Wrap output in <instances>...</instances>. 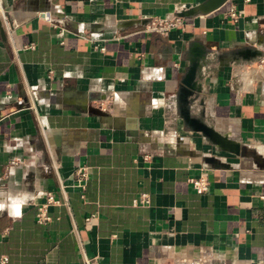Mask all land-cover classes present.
Returning <instances> with one entry per match:
<instances>
[{"label": "crops", "instance_id": "1", "mask_svg": "<svg viewBox=\"0 0 264 264\" xmlns=\"http://www.w3.org/2000/svg\"><path fill=\"white\" fill-rule=\"evenodd\" d=\"M202 1L2 0L0 254L9 264H264V66H254L264 0L180 16L166 36L143 29ZM193 41L209 51L192 116L238 143L237 154L179 116ZM89 97L106 115L80 111ZM82 164L83 191L73 178ZM201 173L209 187L197 193L189 179ZM47 193L59 203L41 225Z\"/></svg>", "mask_w": 264, "mask_h": 264}, {"label": "water", "instance_id": "2", "mask_svg": "<svg viewBox=\"0 0 264 264\" xmlns=\"http://www.w3.org/2000/svg\"><path fill=\"white\" fill-rule=\"evenodd\" d=\"M227 0H204L197 5L182 10L179 16H195L208 14L219 7H221ZM143 21L138 20H126L120 23V26H129ZM144 23V22H143ZM209 49L204 45H201L198 41H193L190 48V55L188 57V63L183 75L181 76L177 91H176V105L179 116L183 120L185 126L189 129L200 132L211 142L219 145L222 149L233 153L240 152V145L234 141L229 140L226 136H221L211 126L206 125L201 118L192 116L191 104L197 98L198 93L201 90L199 78L201 77V67L206 59V55ZM258 53V52H254ZM91 98L89 97L87 102H82L79 105L81 112L89 115H106L98 107H93L89 103ZM242 149V148H241ZM204 160L216 167L213 157H205Z\"/></svg>", "mask_w": 264, "mask_h": 264}, {"label": "built area", "instance_id": "3", "mask_svg": "<svg viewBox=\"0 0 264 264\" xmlns=\"http://www.w3.org/2000/svg\"><path fill=\"white\" fill-rule=\"evenodd\" d=\"M240 13L235 9H230L228 11V16L232 20H236L239 17ZM0 17L3 23L7 26L9 25V20L7 13L2 5V0H0ZM182 24V18L177 15H173L171 17H153L150 18L146 24L144 25V31L148 33H155L160 36L168 35L169 31L175 27H178ZM103 48V47H102ZM255 67H263L264 66V54L259 58V60L254 63ZM14 163V162H12ZM74 185L78 187L80 190H84L86 186V181L88 178V166L87 165H78L73 173ZM193 188L197 193L205 192L209 187L208 178L204 173H201L197 177H192L189 179ZM83 197V193L81 195ZM262 208L264 209V194L259 196ZM145 195H142L139 199H135L134 203H143L145 202ZM59 200L52 194L47 193L46 201L40 205H38L35 213V220L38 224L45 225L50 222L51 217L48 214V207L51 204H57ZM92 218H95V215H88L85 217V221L89 222ZM0 264H9L8 256L6 254H0ZM81 264H95L93 258L83 257Z\"/></svg>", "mask_w": 264, "mask_h": 264}]
</instances>
